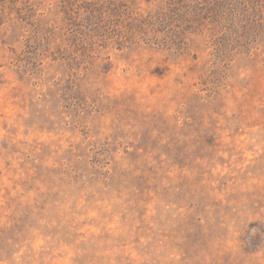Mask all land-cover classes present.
I'll use <instances>...</instances> for the list:
<instances>
[{"label":"rangeland","instance_id":"1","mask_svg":"<svg viewBox=\"0 0 264 264\" xmlns=\"http://www.w3.org/2000/svg\"><path fill=\"white\" fill-rule=\"evenodd\" d=\"M0 264H264V0H0Z\"/></svg>","mask_w":264,"mask_h":264}]
</instances>
